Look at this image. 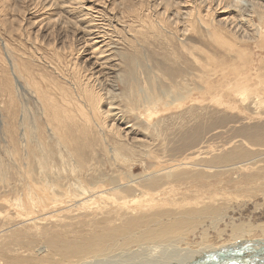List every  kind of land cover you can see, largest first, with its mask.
<instances>
[{
    "label": "rangeland",
    "instance_id": "374dc122",
    "mask_svg": "<svg viewBox=\"0 0 264 264\" xmlns=\"http://www.w3.org/2000/svg\"><path fill=\"white\" fill-rule=\"evenodd\" d=\"M262 82L264 0H0V264H256L185 262L264 246Z\"/></svg>",
    "mask_w": 264,
    "mask_h": 264
},
{
    "label": "bare ground",
    "instance_id": "6f19581e",
    "mask_svg": "<svg viewBox=\"0 0 264 264\" xmlns=\"http://www.w3.org/2000/svg\"><path fill=\"white\" fill-rule=\"evenodd\" d=\"M245 24V23H244ZM93 31V30H92ZM103 36V35H102ZM229 42V41H228ZM221 43V42H220ZM216 48V47H215ZM228 50V49H227ZM229 51V50H228ZM244 58V57H243ZM240 59V58H239ZM219 62V61H218ZM109 65V64H108ZM233 69V68H232ZM104 71V70H103ZM222 71V70H221ZM230 71V70H229ZM231 72V71H230ZM261 73V72H260ZM12 74V73H11ZM14 78H13V83H18V80L16 79V77H15V75L13 76ZM247 77V76H246ZM237 78V77H236ZM241 78V77H240ZM259 78V77H258ZM261 78H263V77H261ZM80 79V78H79ZM77 81V80H76ZM242 81V80H241ZM81 82V81H80ZM83 82V81H82ZM246 82V81H245ZM258 82V81H257ZM76 83V82H75ZM77 83H78V81H77ZM247 83V82H246ZM263 83V82H262ZM83 84V83H82ZM81 84V85H82ZM264 84V83H263ZM36 84L34 83V86H35ZM88 85V84H87ZM85 86V88H89V89H86L85 91H91L90 93L92 94L93 92H94V90L92 89V88H90L89 86ZM74 86V85H73ZM245 86V85H244ZM38 87V86H37ZM81 87V86H80ZM84 87V86H83ZM254 89V88H253ZM38 90V89H37ZM40 91V90H39ZM43 92V91H42ZM75 92V91H74ZM248 92V91H247ZM247 92L246 91H244V92H242L241 93V95H243V96H245L246 94H247ZM256 92V91H255ZM254 92V93H255ZM81 93V92H80ZM83 93V92H82ZM96 92H94L91 96H92V98H93V101L94 100H98V98L99 97H101L100 96V94H95ZM249 93H250V90H249ZM35 94H36V91H35ZM43 94V93H42ZM107 94V93H106ZM252 94H253V92H252ZM81 95V94H80ZM86 95H88V94H86ZM248 95V94H247ZM255 95V94H254ZM91 96H90V98H91ZM103 96V95H102ZM262 96V95H261ZM86 97V96H85ZM255 97V96H254ZM43 98H44V96H43ZM47 98H49L48 96H47ZM82 98V97H81ZM79 100V99H78ZM92 100V99H91ZM101 100V99H100ZM161 100V99H160ZM245 100V99H244ZM50 100H48V102H49ZM77 101V100H76ZM92 101V102H93ZM99 101V100H98ZM97 101V102H98ZM256 101V100H255ZM42 102H44V101H42ZM79 102V101H78ZM87 102V101H86ZM101 102V101H100ZM156 103V102H155ZM47 104V103H46ZM79 104V103H78ZM99 104V103H98ZM256 104H257V102H256ZM50 105L52 106L51 108H52V113H53V120H55L56 119V116L58 115V113H57V110H59V109H57L56 110V107H55V105H53L51 102H50ZM100 105V104H99ZM136 105V104H135ZM159 105V104H158ZM76 106V105H75ZM83 106V105H82ZM80 107V114L82 115V116H79V119L81 120V122H82V120H84L85 119V121L87 122V124H90V116L89 117H87L86 115L87 114H85V111L83 110L84 108L83 107ZM132 105H130V107H131ZM92 107H93V105H92ZM134 107V106H133ZM48 108V107H47ZM60 108H61V106H60ZM94 108V110H95V112L98 114H96V116H94V117H96V118H98L99 117V115L101 114H99L98 113V111H99V109H98V107L97 106H95V107H93ZM100 108V107H99ZM161 108V107H160ZM132 109V108H131ZM129 110V111H131V113H133V111L132 110ZM135 109H136V107H135ZM63 110V109H62ZM86 111H88V110H86ZM135 111V110H134ZM82 112H84V113H82ZM92 112V111H91ZM87 113H89V112H87ZM134 113H136V112H134ZM73 114V113H72ZM94 115V114H93ZM67 116V115H66ZM66 118V117H65ZM72 118V117H71ZM96 118H94V119H96ZM99 118H101V116L99 117ZM92 119V118H91ZM102 119V118H101ZM97 120V119H96ZM102 122V121H101ZM100 122V123H101ZM99 123V124H100ZM83 125V124H82ZM86 125V124H85ZM101 126V125H100ZM99 126V127H100ZM59 134V133H58ZM60 135V134H59ZM116 152V151H115ZM118 158V157H117ZM120 158V157H119ZM78 167V166H77ZM215 201V200H214ZM208 209V208H207ZM225 211V210H224ZM207 212V213H206ZM205 213L207 214V218L208 219H210V222H215L216 220H218V218L220 217V215H218V214H216L215 213V211L214 210H209V211H205ZM178 214V213H177ZM176 217V216H175ZM185 217V216H184ZM178 218V217H177ZM186 218V217H185ZM194 218L195 217H193V218H188V219H178V220H176V222H174V223H168V224H164V225H161V226H159V227H157V228H155L154 227V229L152 228V227H144L143 225H140L141 223H139L136 227H135V229L136 228H139L140 227V235H139V237H138V242H141V241H143L144 243H147V244H151V243H159V244H168L169 242L170 243H172V242H174L175 240H177L178 238H180V236H181V234L183 233V232H188V231H190V230H185V231H183L186 227H188V224H191V223H193L191 220H194ZM160 219V218H159ZM161 220V219H160ZM172 220V219H171ZM170 220V221H171ZM165 221V220H164ZM151 222V221H150ZM195 222V221H194ZM201 222V221H200ZM153 225H156V224H153ZM152 225V226H153ZM142 227V228H141ZM123 229V228H122ZM119 230V229H118ZM133 229H131L130 227H128V228H126L123 232L122 231H120L121 233V237L123 238V241H122V243H121V246L122 247H126L127 245H130V243H133V241H137V240H134V236H131L130 235V233H131V231H132ZM137 230V229H136ZM139 230V229H138ZM134 232V231H133ZM138 232V231H137ZM118 233V232H117ZM138 234V233H137ZM116 238H117V235L115 234V233H113V232H110V233H107L106 235H102V236H94L93 238H91L88 242H86V246H81L80 248H77L76 250H72V252H75V251H77V250H91V251H93V252H91V253H88V252H90V251H88L87 253L88 254H91V255H93V256H97V257H104V256H106V255H108V253L106 252V251H108L109 250V247H110V245L111 244H113L115 241H116ZM243 241V240H242ZM257 242V241H256ZM259 242H261V241H259ZM117 243V242H116ZM136 243V242H135ZM242 244V243H241ZM257 244V243H256ZM260 244V243H259ZM142 245H144V244H142ZM258 245V244H257ZM116 246V245H115ZM231 246V245H230ZM251 246H253L252 244H251ZM250 246V247H251ZM250 247H249V249H250ZM263 248L261 249V248H259V250H255V243H254V249L253 250H251V251H247L248 249H243V251L242 252H244V253H246V255L245 254H243V253H239V252H241V249L239 248L238 250H236V249H233V251H228V250H226L225 248H224V250H223V248H220V249H211V248H203V249H199L198 251H194V255H193V257L190 259V260H187L185 263H187V262H194V263H197L198 262V260H203V259H205V261L206 260H208V259H211V257H219V256H221L222 254L224 255H231V256H227V257H232L233 259H235V260H239V259H247V257H250V258H255V262L257 261V263L256 264H264V246H262ZM127 248V247H126ZM252 248V247H251ZM228 249V248H227ZM162 250V249H161ZM247 251V252H246ZM80 252V251H79ZM106 252V254H103V253H105ZM110 252V251H109ZM192 252V251H191ZM230 252L232 253V254H230ZM128 253V252H127ZM170 254H171V252H169ZM174 253V252H173ZM78 254V253H77ZM178 254V253H177ZM248 254V255H247ZM135 256V255H134ZM177 256H179V255H177ZM166 257L167 258H169L167 255H166ZM165 257V258H166ZM176 257V256H175ZM183 257V256H182ZM187 257V256H186ZM203 257H205V258H203ZM207 257V258H206ZM134 258V257H133ZM132 258V259H133ZM165 258H162V259H165ZM166 258V259H167ZM181 258V257H180ZM220 258H222V257H220ZM115 259V258H114ZM118 259V258H117ZM116 259V260H117ZM158 259V258H157ZM165 259V260H166ZM176 260H177V258H175ZM182 259H184V258H182ZM186 259V258H185ZM134 260V259H133ZM156 260V259H155ZM247 260H249V259H247ZM160 261V260H159ZM162 261V260H161ZM168 261H170V260H168ZM173 261V260H172ZM211 261V260H210ZM124 262V261H123ZM157 262H158V260H157ZM219 262H221L222 264H234L235 262H234V260H226V259H221ZM218 262V263H219ZM225 262V263H224ZM250 262V261H249ZM99 263V262H98ZM97 263V264H98ZM106 263H108V262H106ZM113 263V262H112ZM117 264H118V262H116ZM135 263H137L136 261H135ZM160 263V262H159ZM158 263V264H159ZM206 263V262H205ZM238 263V262H237ZM241 263V262H240ZM245 263H247V262H245ZM92 264V263H91ZM94 264V263H93ZM109 264V263H108ZM131 264V263H130ZM171 264V263H170ZM172 264H180V262H174V263H172ZM181 264H184L183 263V261H182V263ZM243 264V263H242ZM247 264H249V263H247ZM252 264H254V263H252Z\"/></svg>",
    "mask_w": 264,
    "mask_h": 264
}]
</instances>
